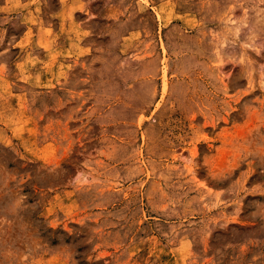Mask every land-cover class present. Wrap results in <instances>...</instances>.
<instances>
[{
	"label": "rangeland",
	"instance_id": "rangeland-1",
	"mask_svg": "<svg viewBox=\"0 0 264 264\" xmlns=\"http://www.w3.org/2000/svg\"><path fill=\"white\" fill-rule=\"evenodd\" d=\"M0 264H264V0H0Z\"/></svg>",
	"mask_w": 264,
	"mask_h": 264
}]
</instances>
